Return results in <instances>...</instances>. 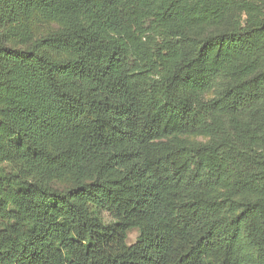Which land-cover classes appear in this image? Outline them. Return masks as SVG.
<instances>
[{
    "label": "trees",
    "instance_id": "obj_1",
    "mask_svg": "<svg viewBox=\"0 0 264 264\" xmlns=\"http://www.w3.org/2000/svg\"><path fill=\"white\" fill-rule=\"evenodd\" d=\"M0 264H264V0H0Z\"/></svg>",
    "mask_w": 264,
    "mask_h": 264
},
{
    "label": "rangeland",
    "instance_id": "obj_2",
    "mask_svg": "<svg viewBox=\"0 0 264 264\" xmlns=\"http://www.w3.org/2000/svg\"><path fill=\"white\" fill-rule=\"evenodd\" d=\"M35 27H34V35L36 38L44 37L54 31H60L63 29V24L56 20H47L43 18L42 16H36L35 17ZM229 21V18L225 19V21L222 23V27ZM211 30L205 31L204 34H210ZM215 31V30H214ZM213 32V31H212ZM16 33H14V30H11L10 34V28L8 33V39L10 46H20L21 45V39L20 37L16 36ZM214 96V92H208L206 94V98L210 99ZM182 139L186 140L189 144L192 145H204L208 143L209 138L202 135H190V136H183ZM66 177V178H65ZM62 181L61 185L66 186L68 184H71L69 181V176H65ZM98 217L102 220L103 223L108 224L111 223L112 220L110 216L107 213H99ZM139 237L138 230H131L128 235L127 244L133 245L136 243L137 239Z\"/></svg>",
    "mask_w": 264,
    "mask_h": 264
}]
</instances>
